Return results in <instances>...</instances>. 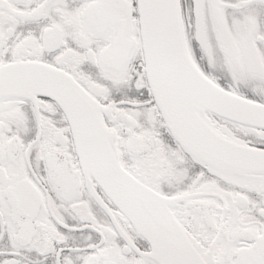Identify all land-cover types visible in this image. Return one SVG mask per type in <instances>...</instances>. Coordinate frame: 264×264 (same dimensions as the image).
Masks as SVG:
<instances>
[{
    "label": "snow or ice",
    "instance_id": "6c2138e0",
    "mask_svg": "<svg viewBox=\"0 0 264 264\" xmlns=\"http://www.w3.org/2000/svg\"><path fill=\"white\" fill-rule=\"evenodd\" d=\"M0 264H264V0H0Z\"/></svg>",
    "mask_w": 264,
    "mask_h": 264
}]
</instances>
